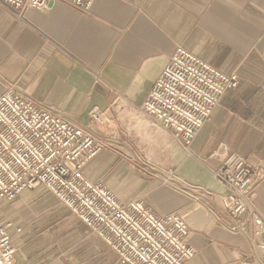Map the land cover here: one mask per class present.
Wrapping results in <instances>:
<instances>
[{
  "label": "crops",
  "instance_id": "0c3cea01",
  "mask_svg": "<svg viewBox=\"0 0 264 264\" xmlns=\"http://www.w3.org/2000/svg\"><path fill=\"white\" fill-rule=\"evenodd\" d=\"M178 45L240 80L193 140V156L138 108ZM10 84L104 143L85 163L86 177L124 202L142 199L158 216L178 212L186 220L196 254L184 264H264L249 239L229 229L220 200L201 201L191 187L226 193L213 174L226 153L264 169V0H94L86 12L58 2L23 19L0 3V94ZM92 105L110 131L89 123ZM32 197L23 191L19 204ZM253 204L264 219V177ZM68 210L34 221L20 243L11 233L18 264H93L94 256L117 264Z\"/></svg>",
  "mask_w": 264,
  "mask_h": 264
},
{
  "label": "built area",
  "instance_id": "2783aa9c",
  "mask_svg": "<svg viewBox=\"0 0 264 264\" xmlns=\"http://www.w3.org/2000/svg\"><path fill=\"white\" fill-rule=\"evenodd\" d=\"M93 1L0 3L23 19L29 9L47 11L58 2L86 12ZM239 81L237 73H223L178 45L138 108L193 156V140L223 95ZM88 115L91 125L98 129L105 125V112L97 105L91 106ZM103 148L93 134L56 108L39 106L14 84L0 94V200L12 203L23 191L43 187L110 248L117 264H184L192 259L196 249L187 240L188 223L178 212L158 216L142 199L124 202L104 183L84 175L85 163ZM213 174L226 193L191 186L201 192L198 199L218 198L231 218L229 229L244 234L264 261V219L253 204L264 169L232 152L224 155ZM11 226L12 222L0 220V264H18Z\"/></svg>",
  "mask_w": 264,
  "mask_h": 264
},
{
  "label": "rangeland",
  "instance_id": "374dc122",
  "mask_svg": "<svg viewBox=\"0 0 264 264\" xmlns=\"http://www.w3.org/2000/svg\"><path fill=\"white\" fill-rule=\"evenodd\" d=\"M106 116V115H105ZM112 124L109 122L107 116L105 117V125H99V128L104 132L110 131ZM139 153L146 157L151 155V148L148 146L136 147ZM170 181V180H168ZM29 192L33 197L31 200L22 202L19 204V198L12 203H6L0 200V220L6 222H12V230L10 229V234L13 233L16 241L20 243V239H24L22 236H26V228L28 226H33L34 221L39 220H51V217L55 215L57 210L62 214L63 211L67 212V208L62 206L60 201H58L54 195L46 192L43 187L38 186L32 190H25L24 192ZM54 206L55 212H45L48 207ZM69 211V210H68ZM55 218V217H54ZM102 241V240H101ZM93 264H103L102 258L97 259L96 256L92 259Z\"/></svg>",
  "mask_w": 264,
  "mask_h": 264
}]
</instances>
